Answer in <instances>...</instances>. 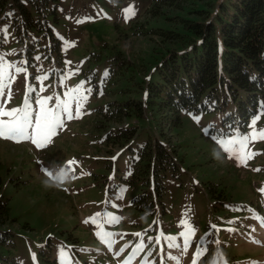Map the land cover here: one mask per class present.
Returning <instances> with one entry per match:
<instances>
[{"label":"rangeland","instance_id":"rangeland-1","mask_svg":"<svg viewBox=\"0 0 264 264\" xmlns=\"http://www.w3.org/2000/svg\"><path fill=\"white\" fill-rule=\"evenodd\" d=\"M11 1L0 0V54L26 73L12 72L16 83L5 109L23 107L25 102L35 109L38 98L51 96L48 107L64 100L74 118L65 120L44 150L28 141L0 139V177L15 218L6 225L13 232L14 246H0V253L11 254L10 250L20 264H176L165 253L179 256L180 264H192L199 244L208 255L197 258L198 264H223L219 253L228 264H264V191H260L264 140H250L246 147L237 140L253 131L249 125L257 114L255 130H264V108L246 128L227 132L215 112L184 113V125L173 138L181 142L177 169L164 178L162 204L153 211L139 210L131 199L141 192L140 184L120 183L116 173L126 165L124 154L118 153L113 163L115 174L107 168L102 157L112 153L94 125V116L99 105L115 98L110 89L133 87L125 79L113 83L111 57L120 52L119 58L130 67L144 69L160 48L157 36L146 31L166 23L148 19L151 0H56L59 20H49L60 39L61 56L49 50L46 59L40 50L35 54L39 59H32L26 47L38 34L29 30V38L19 39L15 18L19 20L21 12ZM73 97L80 103L79 118ZM238 152L255 155L242 164ZM191 228L197 230L186 252L167 247L164 236L182 244L180 234ZM229 228L235 231L225 230ZM109 239L111 247L105 243ZM214 239L219 243H211ZM140 241L147 247L138 252ZM41 249L51 252L50 261L38 257ZM159 252L162 262L155 256Z\"/></svg>","mask_w":264,"mask_h":264},{"label":"trees","instance_id":"trees-1","mask_svg":"<svg viewBox=\"0 0 264 264\" xmlns=\"http://www.w3.org/2000/svg\"><path fill=\"white\" fill-rule=\"evenodd\" d=\"M10 3L21 12L19 20L15 18L19 39L29 38V30L38 34L28 40L30 58L36 59L40 50L46 59L49 50L61 56L60 39L49 20H59L56 0ZM147 13L148 19L166 23L146 31L157 36L159 53L144 69L130 67L119 58L120 52L111 57L113 83L125 79L133 87L110 89L115 98L96 108L94 125L108 152L118 149L127 158L119 174L113 166L118 156L106 159L107 168L119 175L122 184H140L141 192L131 199L133 206L153 211L162 204L164 178L177 169L181 142L173 138L184 125V113L215 112L227 132L246 128L264 108V0H151ZM9 201L0 177L3 247L15 242L6 228L15 220ZM8 251L11 254L0 253L1 264H20ZM48 253L41 249L38 257L50 261Z\"/></svg>","mask_w":264,"mask_h":264},{"label":"snow or ice","instance_id":"snow-or-ice-1","mask_svg":"<svg viewBox=\"0 0 264 264\" xmlns=\"http://www.w3.org/2000/svg\"><path fill=\"white\" fill-rule=\"evenodd\" d=\"M135 14L134 12L132 13ZM127 18V17H126ZM6 54H0V117H10V119L0 118V139H8L14 142H31L36 148L44 150L49 144L52 142L53 138L58 135V130L63 129L65 125V120H72L74 118L71 107L64 100H60L58 103L54 104L52 107H48V102L53 99V97H43L38 98L35 103L37 107L34 109L32 104L29 102H25L23 107L13 108L11 110H6L5 105L11 99V89L14 83H16L15 78L12 76V72L15 73H26L25 68L16 67L14 64L7 63L5 61ZM39 59V57H36ZM18 87V85H17ZM7 90V95H6ZM35 89H32L34 91ZM87 92H90L91 89H86ZM74 99V97H73ZM74 102L77 106V115L75 118H79V108L80 103L78 100L74 99ZM260 119V115L257 114L256 117L251 121L249 127L253 129L251 133H247L238 137L237 140L242 142V147H246L247 143L250 140H264V130L256 131L255 125L257 121ZM231 143V141H229ZM229 151L228 149H225ZM236 158L242 164H247V161L252 158L255 153H243L238 152L235 153ZM74 161H69L68 164H74ZM47 175L52 176V172L47 168L44 169ZM63 178V174L60 177ZM260 191H264V189H260ZM122 199V197H121ZM99 214H97V217ZM116 220L119 218L116 217ZM88 222L87 220L85 221ZM182 223H186L182 221ZM211 228L215 229V231H219L220 229L215 225H210ZM196 228L189 229L188 233H181V237L183 238V242L176 243L175 237L172 236H164V239L168 241L167 247L170 249H179L182 253L186 252L191 245L193 244V238ZM226 231L232 232L235 229L229 228L225 229ZM107 237H111L113 233H105ZM135 235L139 236L140 233H136ZM210 235L206 233L205 236ZM259 243V241H255ZM105 243H108L109 247H111V241L105 240ZM158 243V241H157ZM211 243H219L218 239H214ZM147 247L143 241L137 245V251H143ZM65 254L64 250H61V255ZM168 259L174 260L176 264H180V257L168 255ZM207 249L197 244V249L195 253V257L192 261V264H198L197 258L202 256H207ZM220 259L223 261V264H228L227 259L223 257L222 253L218 254ZM61 264H64L61 261ZM147 264V261H145ZM253 264H258V262H253Z\"/></svg>","mask_w":264,"mask_h":264}]
</instances>
